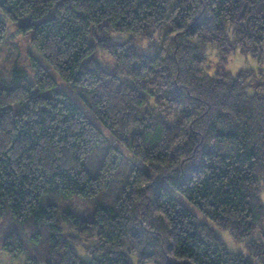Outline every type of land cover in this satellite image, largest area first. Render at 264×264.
Returning a JSON list of instances; mask_svg holds the SVG:
<instances>
[{
    "label": "trees",
    "instance_id": "1",
    "mask_svg": "<svg viewBox=\"0 0 264 264\" xmlns=\"http://www.w3.org/2000/svg\"><path fill=\"white\" fill-rule=\"evenodd\" d=\"M9 31L79 103L34 58V75L14 69L0 85L8 257L264 264V73L204 69L210 47L262 66L264 0H0V49Z\"/></svg>",
    "mask_w": 264,
    "mask_h": 264
},
{
    "label": "rangeland",
    "instance_id": "2",
    "mask_svg": "<svg viewBox=\"0 0 264 264\" xmlns=\"http://www.w3.org/2000/svg\"><path fill=\"white\" fill-rule=\"evenodd\" d=\"M10 35L4 40V43L0 49V85L7 84L10 82L11 77L10 74L14 69H23L25 70L30 76L34 75V68L30 65L31 58H34L37 60L54 78L56 83L58 84V87L62 89L64 92H66L68 95H70L74 101L77 103V98L72 95L69 85L64 83L58 75L55 73V71L50 67V65L40 56V54L31 46L29 42V37L26 35H21L20 33H17L15 31H9ZM125 38V37H124ZM122 38L120 39V41ZM135 48L139 52H150V48L146 47L143 43L136 42L134 43ZM208 59L206 63L204 64V69L209 73L213 74L217 70H225L232 73H236L241 70H262L264 73V47H263V64L260 66L258 62L249 57V56H242L240 54H234L230 55L226 62H220V55L218 54L216 49H213L210 47L208 49ZM98 58L100 61H105V67L108 70L112 69V65L109 62V59L107 56L98 54ZM108 61V62H107ZM10 77V78H9ZM262 81L264 82V77L262 78ZM92 121L97 125V127L101 130V132L106 136L109 137V133L107 130L92 117ZM117 145V144H116ZM118 146V145H117ZM134 162L143 169H146L145 166H143L142 163L137 162L134 160ZM181 200V202L186 205L189 209H191L201 220H204L205 218L200 215L189 203H187L182 198L178 197ZM263 202H264V195L262 196ZM92 200V199H91ZM71 205L74 206L73 210L78 211V209H84L85 212H90V205L91 201H83L82 199H79L78 202L74 205L71 203ZM78 208V209H77ZM204 221H207L206 219ZM209 222V221H207ZM210 224V223H209ZM15 222L10 218V216H7V214L4 215L0 219V264H25L26 259L28 258V254L21 255L17 258H10L8 257L1 249V244L5 238V236L12 231L16 229ZM210 226L215 229L219 235L223 238L225 244L227 247L233 251L241 253L247 257H249L247 251L245 250V242L243 243H235L231 236L224 231L219 230L214 225L210 224ZM253 260V259H251Z\"/></svg>",
    "mask_w": 264,
    "mask_h": 264
}]
</instances>
